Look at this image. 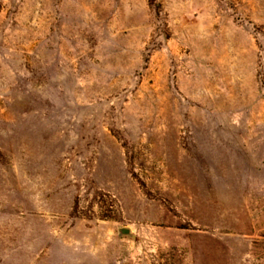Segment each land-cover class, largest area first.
Instances as JSON below:
<instances>
[{
    "label": "rangeland",
    "instance_id": "1",
    "mask_svg": "<svg viewBox=\"0 0 264 264\" xmlns=\"http://www.w3.org/2000/svg\"><path fill=\"white\" fill-rule=\"evenodd\" d=\"M0 264H264V0H0Z\"/></svg>",
    "mask_w": 264,
    "mask_h": 264
},
{
    "label": "water",
    "instance_id": "2",
    "mask_svg": "<svg viewBox=\"0 0 264 264\" xmlns=\"http://www.w3.org/2000/svg\"><path fill=\"white\" fill-rule=\"evenodd\" d=\"M129 232L128 231H126V230H121V234H128Z\"/></svg>",
    "mask_w": 264,
    "mask_h": 264
}]
</instances>
